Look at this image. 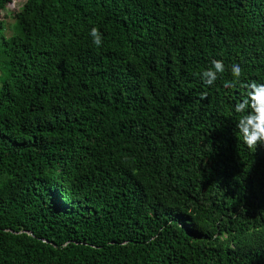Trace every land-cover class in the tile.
Listing matches in <instances>:
<instances>
[{"label":"trees","instance_id":"16d2710c","mask_svg":"<svg viewBox=\"0 0 264 264\" xmlns=\"http://www.w3.org/2000/svg\"><path fill=\"white\" fill-rule=\"evenodd\" d=\"M14 17L0 264H264V145L234 112L264 83V0H26Z\"/></svg>","mask_w":264,"mask_h":264},{"label":"clouds","instance_id":"9594fccd","mask_svg":"<svg viewBox=\"0 0 264 264\" xmlns=\"http://www.w3.org/2000/svg\"><path fill=\"white\" fill-rule=\"evenodd\" d=\"M92 42L96 47L102 45V34L99 29L90 30ZM225 71L222 60L211 61V66L200 74L202 82L211 87ZM232 81L226 82V87L235 86L241 82L243 69L239 64L231 66ZM246 96L234 106V112L239 114L236 129L242 138V143L250 150L255 151L257 145H264V83L251 82L247 84Z\"/></svg>","mask_w":264,"mask_h":264},{"label":"rangeland","instance_id":"374dc122","mask_svg":"<svg viewBox=\"0 0 264 264\" xmlns=\"http://www.w3.org/2000/svg\"><path fill=\"white\" fill-rule=\"evenodd\" d=\"M25 2L26 0H13L1 11L0 20L4 21L6 35L11 36L15 34L16 19L14 15L23 9ZM1 71L0 67V78L3 75Z\"/></svg>","mask_w":264,"mask_h":264}]
</instances>
